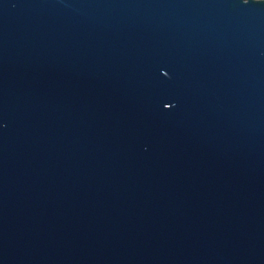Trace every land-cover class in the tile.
Listing matches in <instances>:
<instances>
[{
  "label": "water",
  "instance_id": "95a60500",
  "mask_svg": "<svg viewBox=\"0 0 264 264\" xmlns=\"http://www.w3.org/2000/svg\"><path fill=\"white\" fill-rule=\"evenodd\" d=\"M0 264H264V0H0Z\"/></svg>",
  "mask_w": 264,
  "mask_h": 264
}]
</instances>
